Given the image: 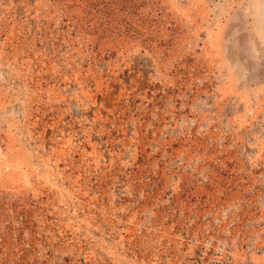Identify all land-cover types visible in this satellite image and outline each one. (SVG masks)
Listing matches in <instances>:
<instances>
[{
	"label": "rangeland",
	"instance_id": "374dc122",
	"mask_svg": "<svg viewBox=\"0 0 264 264\" xmlns=\"http://www.w3.org/2000/svg\"><path fill=\"white\" fill-rule=\"evenodd\" d=\"M257 22L259 0H0V264H264Z\"/></svg>",
	"mask_w": 264,
	"mask_h": 264
},
{
	"label": "bare ground",
	"instance_id": "6f19581e",
	"mask_svg": "<svg viewBox=\"0 0 264 264\" xmlns=\"http://www.w3.org/2000/svg\"><path fill=\"white\" fill-rule=\"evenodd\" d=\"M259 3H260V5H263V6H264V1H263V0H259ZM256 24H257L258 26L261 27V28H258V29H259V31L262 32V34L264 35V26L261 25V24H263V23H261V22H257Z\"/></svg>",
	"mask_w": 264,
	"mask_h": 264
}]
</instances>
